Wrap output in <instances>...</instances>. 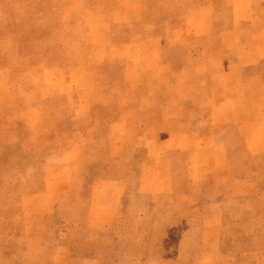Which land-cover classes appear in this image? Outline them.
Returning a JSON list of instances; mask_svg holds the SVG:
<instances>
[{
    "label": "rangeland",
    "instance_id": "rangeland-1",
    "mask_svg": "<svg viewBox=\"0 0 264 264\" xmlns=\"http://www.w3.org/2000/svg\"><path fill=\"white\" fill-rule=\"evenodd\" d=\"M87 1L0 0V264H264V0Z\"/></svg>",
    "mask_w": 264,
    "mask_h": 264
},
{
    "label": "crops",
    "instance_id": "crops-1",
    "mask_svg": "<svg viewBox=\"0 0 264 264\" xmlns=\"http://www.w3.org/2000/svg\"><path fill=\"white\" fill-rule=\"evenodd\" d=\"M106 1L107 0H97V5H94V2L92 1L91 2V4H92V9L90 10V12H89V15H91V14H99V12H101L100 10H102V5L104 4V3H106ZM88 3H90V0L89 1H87V4ZM97 7V8H96ZM96 8V9H95ZM95 9V10H94ZM95 11H97V12H95ZM98 16H100V15H98ZM98 22L99 23H103V22H106V21H104L103 19H99L98 20Z\"/></svg>",
    "mask_w": 264,
    "mask_h": 264
}]
</instances>
